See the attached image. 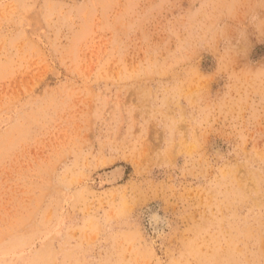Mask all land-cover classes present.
<instances>
[{"label": "rangeland", "instance_id": "1", "mask_svg": "<svg viewBox=\"0 0 264 264\" xmlns=\"http://www.w3.org/2000/svg\"><path fill=\"white\" fill-rule=\"evenodd\" d=\"M0 264H264V0H0Z\"/></svg>", "mask_w": 264, "mask_h": 264}, {"label": "bare ground", "instance_id": "2", "mask_svg": "<svg viewBox=\"0 0 264 264\" xmlns=\"http://www.w3.org/2000/svg\"><path fill=\"white\" fill-rule=\"evenodd\" d=\"M123 174H124L123 169L118 167V168L111 169L110 172H108L106 174L107 175L106 177H108L107 180L109 182H111V183L114 182L115 183L116 181H118L119 179H121L123 177ZM109 182H107V183H109ZM155 208H151L147 212L148 213V218H149V224H150V226H151V228H152L154 233H157V234L161 235V233L164 232L165 227L167 226V220H166L167 218H165L164 216H162L158 212V210H157L158 208L157 209H155ZM169 224H168V226H170Z\"/></svg>", "mask_w": 264, "mask_h": 264}]
</instances>
